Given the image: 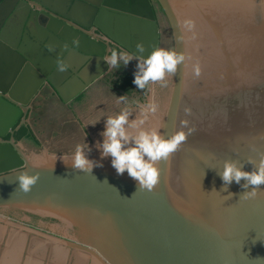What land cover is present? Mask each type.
Here are the masks:
<instances>
[{"label":"water","instance_id":"water-1","mask_svg":"<svg viewBox=\"0 0 264 264\" xmlns=\"http://www.w3.org/2000/svg\"><path fill=\"white\" fill-rule=\"evenodd\" d=\"M100 35L136 65L157 47L185 60L150 82L146 103L93 95L81 116L94 142L80 133L85 155L103 165L91 173L66 165L75 147L61 153L66 158L55 154L50 167L47 146L26 152L30 144L0 142V225H13L14 212L57 221L52 233L31 229L46 246L27 248L26 259L17 258L14 237L6 246L0 236L1 257L16 264H264V184L245 198L252 186L221 176L225 162L253 172L264 159V0H0L1 129L27 117L33 100L51 94L68 103L78 93L74 83L83 90L107 73L110 48ZM63 108L47 102L45 113ZM121 112L128 113L126 148L141 131L165 140L186 134L154 163L151 190L126 171L117 175L110 156L101 160L105 121ZM21 172L38 174L30 191L19 187Z\"/></svg>","mask_w":264,"mask_h":264},{"label":"clouds","instance_id":"clouds-1","mask_svg":"<svg viewBox=\"0 0 264 264\" xmlns=\"http://www.w3.org/2000/svg\"><path fill=\"white\" fill-rule=\"evenodd\" d=\"M139 51L143 52L142 43L137 44ZM133 59V56L123 50H112L111 54L105 58L106 63L111 68H118L119 61L127 66ZM185 60L183 54L175 50H169L161 47L155 48L151 54L138 61L137 71L133 73L132 83L139 89H144L149 82L162 81L166 74H173L177 71L178 65ZM61 65L60 70H64ZM194 74H200L199 66H195ZM124 99V97H119ZM150 111L155 112L156 106H150ZM97 121L91 123L95 124ZM128 123V113L121 112L115 116H108L105 121V128L101 135L104 139L98 144L101 150V160L111 157V166L116 170L117 175L127 174L137 180L141 187L151 190L158 182L159 170L154 166L155 162L161 159L166 160L168 156L175 152L183 141L186 134L181 131L174 134L170 139H163L156 132L141 131L139 136L134 137V147L126 148L129 140L128 133L125 131V124ZM143 123V120L140 121ZM86 127V125H85ZM86 144H77L72 156L71 164H66L74 169L91 173L94 167H102V162H94L89 159L84 152ZM147 157L148 159H145ZM55 159V157H53ZM64 162V161H63ZM222 180L231 183L235 180L237 183L243 178L247 183L245 187L252 186L251 192H246L245 198L254 197L258 186L264 184V159H261L258 168L253 172L242 171L233 162H225L224 170L221 174ZM38 174L29 175L27 172H21L18 176L19 187L27 192L36 182Z\"/></svg>","mask_w":264,"mask_h":264},{"label":"flooded vegetation","instance_id":"flooded-vegetation-1","mask_svg":"<svg viewBox=\"0 0 264 264\" xmlns=\"http://www.w3.org/2000/svg\"><path fill=\"white\" fill-rule=\"evenodd\" d=\"M152 2H155V0H152ZM156 5L157 4L154 3V8L157 12L158 10L156 9ZM99 37L100 40L106 41L108 43V40H103V37L101 35ZM108 47L110 48V54L111 51L114 49L118 52L121 50L127 52L125 49H122L121 46L116 43H111L110 45L108 43ZM135 71H137V65L134 59H132L127 66L123 65L122 61H119L118 68L110 67L107 73L101 75L100 78H98L96 81L91 83L88 87L83 90H81V88H79V86L74 83L73 90L74 92L78 93L75 95L74 100L72 99L68 103L61 104L58 100L54 101L53 99L48 97V95L51 94H48L47 99L44 98V101L43 98L33 100L32 103H30L29 105L30 114L25 118H19L14 123L12 129L5 132L4 129H1L0 126V142H7L14 138V140L18 144L23 141H26L29 143H33L38 148H41L44 146V132L42 130L48 128L53 129L54 132L47 139L57 138L61 136L59 132H57V130L59 129L66 133H78L79 138L81 137L80 133H82L83 136H87L93 143V136L90 133L88 125L86 123L88 121V117L81 116V111L85 110L84 108L88 105L89 101L97 91L110 93L116 97H124V99H121L124 105H127L129 103L137 104V101L146 103V100L149 96L150 82L145 86L144 89L137 88V86L132 83L133 73ZM46 93L47 92L45 91L43 94ZM47 102H49L50 104L55 103L57 107H59V104L64 107L63 109H60L64 115L59 117V124H56V121H52L53 117L55 116H49L50 114L45 113ZM35 129L38 131L39 136L37 135ZM78 129H81V131L83 130L84 133L83 131L77 132ZM45 150L47 152L46 155L51 156V163L49 164L50 167L56 166V164L52 161L53 157L59 155L63 158H66L61 154L62 152L57 149L47 147ZM22 168L24 167H21L20 169ZM11 218L20 226H24L29 229L39 230L40 232L47 234L52 233L50 228H52L53 224L57 222L56 219L52 217H46L37 213L29 212H14L11 214Z\"/></svg>","mask_w":264,"mask_h":264},{"label":"crops","instance_id":"crops-1","mask_svg":"<svg viewBox=\"0 0 264 264\" xmlns=\"http://www.w3.org/2000/svg\"><path fill=\"white\" fill-rule=\"evenodd\" d=\"M26 42H28L32 47H34V44L32 42H30L29 40H26ZM44 98H47L46 96ZM43 98V101H44ZM13 225L8 224V226H6L5 223H1V227H0V236H2V241L4 242L3 245L6 244L7 246V238L9 237H14V245L16 246V256L17 258L19 257L20 253L22 254L21 256H23L24 259H26V255H27V248L31 247V251L32 252H36L35 248L33 247L35 241H37L36 238V234L34 232L31 231V229H28L24 226H20L18 223L12 222ZM4 227V228H3ZM5 246V247H6ZM1 252L2 250H0V258L1 257ZM3 255V254H2ZM16 258V259H17ZM14 262V261H13ZM22 264V263H21Z\"/></svg>","mask_w":264,"mask_h":264},{"label":"rangeland","instance_id":"rangeland-1","mask_svg":"<svg viewBox=\"0 0 264 264\" xmlns=\"http://www.w3.org/2000/svg\"><path fill=\"white\" fill-rule=\"evenodd\" d=\"M62 115H64L62 113ZM62 115H57L55 117H53L52 121H56V124H59V117ZM50 124V123H49ZM44 132V146L41 147L42 149L49 147V148H53V149H57L59 151H61L62 153H65L68 149H71L72 147H76L75 145L77 144H81L82 141L79 138V134L78 133H66L63 132L61 130H57V132H59V134L61 136L57 137V138H50L47 139L49 136L52 135V133L54 132L53 129H43L42 130ZM38 132V131H37ZM78 132V130H77ZM21 144H23L24 146H26V144H30L29 148L24 149L26 150V152H31V150L36 147L33 143H29V142H21Z\"/></svg>","mask_w":264,"mask_h":264},{"label":"bare ground","instance_id":"bare-ground-1","mask_svg":"<svg viewBox=\"0 0 264 264\" xmlns=\"http://www.w3.org/2000/svg\"><path fill=\"white\" fill-rule=\"evenodd\" d=\"M43 245L46 246L45 241L44 240H38L37 239L36 244L33 245V247L35 248L36 253L39 252L37 250V248H40ZM48 259L49 260H52V257L49 256ZM16 263H17V259L14 260V262H13V261H10V260L6 259L4 256L2 258H0V264H16ZM33 264H39V263L37 261H34Z\"/></svg>","mask_w":264,"mask_h":264}]
</instances>
